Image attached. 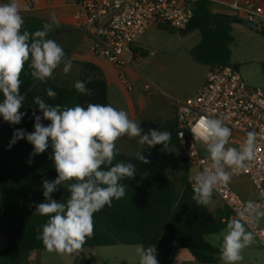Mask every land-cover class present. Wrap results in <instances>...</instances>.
Returning <instances> with one entry per match:
<instances>
[{
    "label": "clouds",
    "instance_id": "1",
    "mask_svg": "<svg viewBox=\"0 0 264 264\" xmlns=\"http://www.w3.org/2000/svg\"><path fill=\"white\" fill-rule=\"evenodd\" d=\"M23 11H30L27 7ZM24 19L18 0L0 3V116L16 125L21 123L26 113L20 109L25 96L20 94L21 73L26 62L33 79L45 82L52 78L54 71L63 64V72L69 73L72 61L55 40L48 38L60 26L59 19L52 14L50 21L42 28L29 32L23 30ZM86 81L77 80L75 90L91 95ZM50 98L57 93L46 89ZM34 103L42 113H33L34 131L16 129L9 141V148L18 140L26 139L32 146L30 157L53 150V160L57 177L43 180L44 202L35 205V214L48 217L38 230L40 239L49 252L58 254L79 253L94 232L93 216L105 206L111 207L113 200L126 196V185L121 181L134 178L137 169L131 162H117L116 141L127 136L138 138V144L153 147L162 144L167 147L171 132L148 129L146 133L140 122L130 119L123 109L110 104L89 103L62 107L46 103L41 96L34 97ZM42 119L50 121L45 126ZM143 133V134H142ZM193 137L202 141L207 148L206 166L193 177L192 199L198 206H207L212 201L213 192L226 186L233 175L246 170L256 158L257 133L250 131L246 139L237 147H228L231 129L224 120L214 117H200L191 127ZM135 157L142 164H148L144 152L137 151ZM31 165V158L27 161ZM74 181V182H72ZM61 186L69 192L66 202L52 198ZM264 198V191L261 192ZM237 218L229 220L218 239L219 255L223 264H238L243 260L242 251L254 242L255 234L246 229L264 219V204L254 201L244 202L236 213ZM139 264H158L155 246L137 245Z\"/></svg>",
    "mask_w": 264,
    "mask_h": 264
},
{
    "label": "trees",
    "instance_id": "2",
    "mask_svg": "<svg viewBox=\"0 0 264 264\" xmlns=\"http://www.w3.org/2000/svg\"><path fill=\"white\" fill-rule=\"evenodd\" d=\"M23 30L34 32L45 20L33 14H22ZM237 17L225 13H213L212 2L199 0L194 4L193 16L185 29H176L169 25H160L163 31L186 36L199 31L200 42L189 51L190 57L198 64L206 67L221 66L237 69L231 61L232 21ZM72 27L60 24L49 34L65 51L69 58L70 50L63 47L61 38L73 35ZM264 36V28L260 29ZM146 53H144V57ZM30 60L26 62L21 73L20 94L25 96L21 112L26 113L21 123L12 125L0 116V231L6 236V245L0 250V264H30L31 252L47 250L38 239L42 225L48 217L35 214V205L44 202L43 180H54L57 173L54 168L51 141L49 148L42 154L30 157L33 146L26 140H18L9 148V141L16 129H24L28 133L34 131L35 119L33 113H42L34 103V97L41 96L46 103L62 107H74L79 104L87 107L89 103L110 104L108 85L102 70L90 62L81 63L78 75L62 74L63 64L58 67L52 78L45 82L35 80L30 75ZM264 70V65H263ZM86 81L91 95L78 93L74 88L75 81ZM52 88L55 98L46 94V89ZM3 94L0 93V102ZM47 126L50 121L43 120ZM171 132V140L165 147L162 144L148 147L144 152L148 164H142L135 154L120 151L113 164L123 161L135 165L137 172L134 178L121 181L126 187V196L121 200H113L112 206H105L93 216L94 232L86 238L82 249H96L116 245H150L155 246L158 264H174L171 258H166L163 251L177 241L179 248L187 250L198 264H222L219 255V244L213 246L206 241V236L220 233L231 220L230 210L224 206L213 214L208 205L198 206L192 199L193 191L186 182L187 166L182 158L185 175L175 180L168 176L165 165L166 152L178 150L177 128L175 116L166 120L161 131ZM120 139V138H119ZM118 139V140H119ZM116 141V143L118 142ZM181 154V153H180ZM31 158L32 163L27 161ZM74 182V181H72ZM69 192L61 186L52 194L59 202H66ZM81 249V250H82Z\"/></svg>",
    "mask_w": 264,
    "mask_h": 264
},
{
    "label": "built area",
    "instance_id": "3",
    "mask_svg": "<svg viewBox=\"0 0 264 264\" xmlns=\"http://www.w3.org/2000/svg\"><path fill=\"white\" fill-rule=\"evenodd\" d=\"M197 1L74 0L79 10L73 14V20L78 30L89 35L92 55L105 59L121 72L127 65L139 66L143 61V52L137 48V43L150 27L169 25L185 29ZM229 8L236 16L242 15L253 23H259L264 15V8L254 4L235 3ZM120 80L128 91L135 90L134 84L123 74ZM141 89L149 97L160 93V89L145 77ZM172 104L179 149L187 166V186L193 191V177L206 166L208 155L206 145L193 137L191 127L200 117L220 118L231 129L229 143H234L237 148L248 132L257 133L256 158L213 195L230 210L231 219L237 218L236 213L244 202L264 204L261 197L264 191V87L248 85L237 69L213 66L194 96L174 100ZM240 177L251 181L258 195L256 199L245 200L233 189L232 181ZM246 225L258 235L264 247V229L258 223Z\"/></svg>",
    "mask_w": 264,
    "mask_h": 264
},
{
    "label": "rangeland",
    "instance_id": "4",
    "mask_svg": "<svg viewBox=\"0 0 264 264\" xmlns=\"http://www.w3.org/2000/svg\"><path fill=\"white\" fill-rule=\"evenodd\" d=\"M200 39L199 31L182 36L156 27L146 32L142 38L141 45L147 50L148 55L137 66L138 70L160 89L159 95H162L160 98L171 101L170 118L175 116L173 101L193 96L204 78L206 66L196 63L188 53L200 42ZM234 40L231 61L238 66L243 80L252 87H264V36L237 34ZM61 43L63 47L70 50L69 58L72 61V69L69 73L78 75L81 71V63L89 62L91 53L89 35L76 30L73 35L62 36ZM99 59L108 64L105 59ZM106 67L110 66L106 65ZM62 74H64L63 70ZM130 83L133 84L132 81ZM155 126L158 124H155L152 129H156ZM144 146L127 136L121 137L116 143V147L127 154H135ZM165 163L172 178L178 180L185 175L181 154L178 150L166 152ZM209 206L215 212L216 209L211 203ZM245 227L255 234V239L251 245L243 249V260L238 264L243 262L264 264V247L260 238L250 227L247 225ZM219 236L220 234L209 235L205 239L211 245L217 246L220 241ZM5 244L6 236L0 231V250ZM136 247L121 244L99 247L97 250L98 264H125V262L134 264L139 260ZM86 251V249L80 250L78 254H58L45 250L42 264H84L85 257L91 256ZM186 253L191 257L189 252ZM182 264L198 263L185 261Z\"/></svg>",
    "mask_w": 264,
    "mask_h": 264
},
{
    "label": "crops",
    "instance_id": "5",
    "mask_svg": "<svg viewBox=\"0 0 264 264\" xmlns=\"http://www.w3.org/2000/svg\"><path fill=\"white\" fill-rule=\"evenodd\" d=\"M8 2H10V0H0V3H8ZM211 2H212L213 13H217V14L225 13L233 17H237L236 19H243V20H247V19L242 15L236 16L230 10L229 8L230 5L235 3H238L240 5L254 4L256 6L264 8V0H211ZM18 3L21 8V15L25 13H29L50 21L52 14H55L56 17L59 19L61 25L65 27H72L73 29L78 30L74 24L73 14L79 10V6H77L74 0H18ZM25 7L30 9V11H23ZM256 24H258V27L254 30H250L246 26L238 22L232 21V35L234 39H235V35L237 34H241V35L255 34L262 36V34L260 33V29L264 28V15L260 18L259 23ZM152 29H155V27H150L146 32ZM145 33L141 36V38L137 43V48L143 52V56L144 53H146V56L148 55L147 50L144 49L141 45V41ZM88 61L98 66L102 70V73L108 85V99L114 108L125 110L128 113L130 119H133L138 123L140 122V126L144 130V133H146L148 129H152V127L155 124L156 125L158 124V126H155L156 129L161 130L164 122L170 119L171 114L169 113L170 111H172L171 101L160 98L162 95L159 94L154 95L153 97H149L143 92V90L141 89V83L143 81L144 75H142V73L138 70L137 66L127 65L120 72L117 69H115L111 64L109 63L106 64L99 58L94 57L92 55V52L89 55ZM106 65L110 67H106ZM205 68H206V72L204 78L198 89L194 92L193 96L199 91V89L206 80L209 67H205ZM237 70L239 71L238 66H237ZM122 74L128 77V79L133 82L135 86L134 91H128L126 90V87H123V84L120 80V75ZM132 139L134 141H138V138H131V140ZM227 146L236 147L234 143H229ZM166 171H167V167H166ZM167 174L170 178H172L169 175L168 171ZM172 179L177 180L176 178H172ZM232 187L245 200L256 199L258 197L253 184L247 177H240L238 179H234L232 181ZM211 204L216 209L215 212L212 211L208 204V207L213 214H216L218 209L225 206L224 203L215 195L212 196ZM258 224L260 227L264 229V226H262V224H264V219H261L258 222ZM221 232L218 234H221ZM85 249L87 250L86 251L87 254L91 256L85 257L84 264H98L99 263V259L97 258L98 248L93 250L84 248L82 249V251ZM44 251L45 250L32 251L30 254L31 255L30 264H42L44 258L43 256L45 254ZM186 252L188 251L182 248L176 249L171 257L172 262L174 264H182L185 261L194 262L192 255L189 253L191 255L190 257L189 255H187ZM125 264H129V263L125 262ZM134 264H139V260ZM239 264H248V262H243Z\"/></svg>",
    "mask_w": 264,
    "mask_h": 264
},
{
    "label": "water",
    "instance_id": "6",
    "mask_svg": "<svg viewBox=\"0 0 264 264\" xmlns=\"http://www.w3.org/2000/svg\"><path fill=\"white\" fill-rule=\"evenodd\" d=\"M233 21L238 22L244 26H246L247 28H249L250 30H254L258 27V24L247 21V20H243V19H234ZM179 248V243L177 241H175L174 243H172L170 246H168L164 251H163V255L166 258H171L173 252Z\"/></svg>",
    "mask_w": 264,
    "mask_h": 264
}]
</instances>
